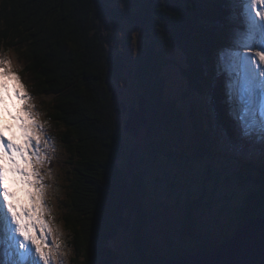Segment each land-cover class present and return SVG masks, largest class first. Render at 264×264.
Segmentation results:
<instances>
[{
    "label": "trees",
    "instance_id": "1",
    "mask_svg": "<svg viewBox=\"0 0 264 264\" xmlns=\"http://www.w3.org/2000/svg\"><path fill=\"white\" fill-rule=\"evenodd\" d=\"M119 3L1 0L0 53L14 52L23 65L22 79L31 94L52 100L47 118L55 126L52 132L59 137L56 140L74 163L65 223L76 264H114L117 255L110 243L126 229L133 235L139 264H164L171 256L211 250L234 233L227 237L222 232V241L219 236L212 238V231H196V211L204 206L202 195L196 201L189 200L183 225L184 234L193 239L196 248L162 256L144 247L141 234L150 215L145 204L154 199L143 173L132 185L119 167L123 130L116 122L112 84L119 83L126 64L108 50L102 27L109 19L128 20L153 34V41L139 56L136 73L147 101L146 129L153 134L154 151L164 152L170 143L175 147L185 144L186 151L190 149L210 162L209 175L217 170L219 177L226 164L237 167L229 183L238 180L252 188L241 197L243 206L229 207V221L239 229L246 219L264 216V148L258 132L237 138V122H231L228 115L229 77L219 64L228 62L226 53L237 47L246 22L242 0H161L149 7L142 5L136 13L120 10ZM169 45L185 54L188 66L183 76L192 95L200 98L190 106L193 128L188 136L182 108L165 93L164 71L171 64L165 46ZM244 150L252 152L242 158ZM220 229L223 231V226Z\"/></svg>",
    "mask_w": 264,
    "mask_h": 264
},
{
    "label": "rangeland",
    "instance_id": "2",
    "mask_svg": "<svg viewBox=\"0 0 264 264\" xmlns=\"http://www.w3.org/2000/svg\"><path fill=\"white\" fill-rule=\"evenodd\" d=\"M137 1L135 3V0H120L118 6L122 11L129 10L136 13L142 5L149 7L153 1L158 4L161 0ZM102 33L108 50L115 56H120L122 62L126 64L119 83L112 84V88L116 92L114 104L116 122L123 130V151L119 167L132 185L137 181L138 175L143 173L144 181L148 182L146 187L154 199L151 204H145L150 215L141 234L144 247L151 252L160 253L162 256L196 248L197 244L194 243L193 239L184 234L183 225L187 218L189 200L196 201L202 195H204L205 200L202 204L204 206L196 211V231L201 233L212 231L213 234L210 236L212 238L219 236L220 240L223 239V236L220 235L222 232L230 237L236 231L237 226L229 221L231 219L229 207L233 205L243 206L242 198L252 188L249 187V184H239L238 180L229 183L237 171L235 166L226 164L220 177L217 170H213L209 175L210 162L200 159L190 149L186 151L185 144H178L179 147H175L173 143H170V151L168 150L169 147L164 152H159L158 149L154 151L151 142L153 134H150L146 127L141 130L138 137L126 132L125 122L129 119L130 111L139 108L140 96L142 95L136 73L139 56L142 51L147 50L146 46L153 41L154 37L153 34L148 35L136 23L120 19H109L102 27ZM165 49L166 57L171 63L164 71L167 79L165 93L177 103L178 107L182 108L180 113L182 114L183 128L188 136L193 128L190 106L193 100L198 102L200 98L196 94L195 96L192 95V88L183 76V70L187 69L188 66L185 54L174 46H165ZM13 53H4V56L11 61L8 71L5 72L4 69H0V92L4 94L8 105V111L3 112L4 118L0 117V123L6 122L7 125L11 123L16 128L17 136L10 132L9 138L14 144H18L17 146L20 145L24 148L27 147L26 129L30 135L33 124L43 125L41 135L44 140L48 141V144H41L46 160L39 171L47 189L45 204L51 210V217L46 218L52 219L53 224L60 229L57 238L61 244L63 264H76L74 260L76 253H74L71 243L69 244L72 238L65 223L67 213L65 203L68 198L69 181L74 171V163L62 143L56 140L59 137H56V133L52 132L55 126L50 124L47 118L50 115L51 98L34 97L31 94L30 88L26 87L22 79L23 65ZM29 97L30 99H28ZM227 102L229 118L231 122H237L234 116L238 114L239 106L229 96ZM123 103L126 104V112L123 111ZM33 115L35 119H33ZM152 118L156 121L159 120L157 115H153ZM26 123L29 124V128ZM165 135L168 136V133ZM230 147L234 148V145L229 144ZM249 152L252 151L244 150L242 158ZM16 160L22 168H26L29 172L32 171L31 163L26 165L18 155ZM9 162L11 160L7 157L0 159V164L3 166ZM220 165H222L221 162ZM212 167L217 168L216 165ZM5 169L6 183L13 194V203L18 208H31L32 201L28 193L34 192L35 189L29 186L26 205L23 204L21 197L20 200L17 199L20 194V187H16L13 180V175L16 173L6 166ZM18 183L26 184L20 174ZM134 220L132 218V222ZM220 226H223V231H221ZM133 241L132 233L126 229L122 230L110 243V248L117 255L114 264H139L133 250ZM49 245H51V240H49Z\"/></svg>",
    "mask_w": 264,
    "mask_h": 264
},
{
    "label": "snow or ice",
    "instance_id": "3",
    "mask_svg": "<svg viewBox=\"0 0 264 264\" xmlns=\"http://www.w3.org/2000/svg\"><path fill=\"white\" fill-rule=\"evenodd\" d=\"M242 3L246 31L237 47L227 51L228 62H221L219 66L229 77L227 94L239 106L234 116L237 138L251 137L258 132L264 148V0H242ZM10 65L11 61L0 53V69L7 72ZM0 117H3L2 111ZM6 128V122L0 123V159L11 160L12 171L19 173L35 191L28 193L32 207L18 208L6 183V169L0 164V249L3 256L0 264H63L57 238L60 229L52 219L46 218L51 217V210L45 204L47 189L39 171L46 160L41 144H48L41 135L43 125L33 124L30 135L26 129V148L7 140L3 135ZM17 155L26 165L31 163V172L20 166Z\"/></svg>",
    "mask_w": 264,
    "mask_h": 264
},
{
    "label": "water",
    "instance_id": "4",
    "mask_svg": "<svg viewBox=\"0 0 264 264\" xmlns=\"http://www.w3.org/2000/svg\"><path fill=\"white\" fill-rule=\"evenodd\" d=\"M122 107L126 112V104ZM147 123V101L141 95L139 108L130 111L125 130L137 137ZM164 264H264V216L246 219L230 239L211 250L201 249L171 256Z\"/></svg>",
    "mask_w": 264,
    "mask_h": 264
},
{
    "label": "bare ground",
    "instance_id": "5",
    "mask_svg": "<svg viewBox=\"0 0 264 264\" xmlns=\"http://www.w3.org/2000/svg\"><path fill=\"white\" fill-rule=\"evenodd\" d=\"M5 95H6V94H5ZM0 97H2V98H3V101H4V103L0 104V111H2V112H6V111H8V105H7V101H6L5 98H4V94H3L2 92H0ZM27 109H29V108H27ZM30 110H31V109H30ZM2 118H4V116H3ZM27 123H28V122H27ZM27 123H26V124H27ZM27 127L29 128V124H27ZM10 132H13V134L17 136V134H16V128H15L13 125H11V123H10V125H9V124L7 125V128L3 131V135L7 138V140H9V141L12 142V140L9 138V136H10ZM20 142H21V141H20ZM18 143H19V142H18ZM21 144H22V143H21ZM17 145H18V144H17ZM19 146H20V145H19ZM5 158H6V157H5ZM17 162H18V160H17ZM5 166H6L9 170H12V162L6 163ZM5 166H4V168H5ZM15 173H16V172H15ZM13 180H14V182H15V184H16V187H17V186L20 187V194L17 196V199L20 200V197H21V202H22L23 204L26 205V202H25V201H27V200H26V197H27V191H28V189H29V185H26V184H24V183H18V180H19V173H16L15 175H13Z\"/></svg>",
    "mask_w": 264,
    "mask_h": 264
},
{
    "label": "clouds",
    "instance_id": "6",
    "mask_svg": "<svg viewBox=\"0 0 264 264\" xmlns=\"http://www.w3.org/2000/svg\"><path fill=\"white\" fill-rule=\"evenodd\" d=\"M235 233V232H234ZM233 236V235H232Z\"/></svg>",
    "mask_w": 264,
    "mask_h": 264
}]
</instances>
